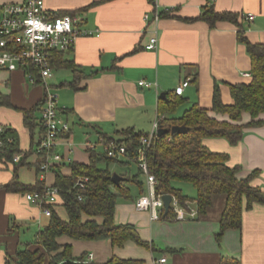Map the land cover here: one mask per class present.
<instances>
[{"label":"crops","instance_id":"obj_1","mask_svg":"<svg viewBox=\"0 0 264 264\" xmlns=\"http://www.w3.org/2000/svg\"><path fill=\"white\" fill-rule=\"evenodd\" d=\"M22 1L0 0V6ZM43 1L48 12L82 16L83 27L97 30L99 35L79 38L64 55L82 72L77 80L69 69L53 68L50 83L59 97V117L69 125L70 133L60 138L54 149L62 162L45 173L37 172L42 162L37 144L43 89L28 82L20 71L0 70V126L17 135L23 161L17 166L0 160V264L14 257L30 228L39 231L48 223V217L38 206L27 202L23 193L7 192L4 186L13 181L34 186L43 181L45 187H53L57 166H61L64 176H69V164H89L90 154L84 145L87 138L107 136L118 140L119 133L128 129L150 133L160 95H174L175 88L186 79L189 84L180 96L182 103L175 117L197 104L211 117L228 121V116L212 112L215 86L222 104L230 106V86L251 80V76H246L251 74V59L238 32L242 29L251 44H264V0H158L159 13H170L158 23L159 47L155 51L143 49L149 38L143 16L155 11L148 0H106L93 7L89 6L103 0ZM205 7H213L216 13L239 15L238 23L222 21L210 27L200 19ZM245 14H253L254 19L245 20ZM141 81L149 86H139ZM33 110L35 123L30 130L24 124L23 111ZM259 118L264 121V114ZM250 120L244 114L241 124ZM202 143L214 153L227 155L228 166L239 167L238 179L256 172L251 185L264 192V125L245 129L235 146L220 138L204 139ZM126 186L131 191L136 185ZM136 199L117 201L114 222L133 226L148 247L132 241L113 247L109 240L73 241L67 237L58 242L71 245L74 257L85 254L87 260L91 254V261L99 264L112 257L139 264H264V205L245 211L241 229L226 231L218 243L215 234L219 231L225 196L213 197L203 216L182 222L162 218L152 221L148 212L135 209ZM57 204L56 213L66 220L61 201Z\"/></svg>","mask_w":264,"mask_h":264},{"label":"trees","instance_id":"obj_2","mask_svg":"<svg viewBox=\"0 0 264 264\" xmlns=\"http://www.w3.org/2000/svg\"><path fill=\"white\" fill-rule=\"evenodd\" d=\"M104 1L106 0L96 2L89 7ZM148 2L154 7L153 0ZM169 13L170 11L160 13V17L163 18ZM56 14L74 16V13ZM238 17L239 15L231 13H216L213 7H205L200 19L208 23L210 27H214L217 22L222 21L238 23ZM238 33L239 41L245 45L251 59V80L247 84L230 86L232 105L222 104L217 85L212 100V112L228 116V121L211 117L208 110L197 104L191 106L180 117H175L176 110L182 101L180 97L167 94L165 99L158 100V130L167 132L172 126H184L188 132L173 135L166 133L156 137L145 152L148 171L156 180L155 192L175 197L180 206L186 210L193 205L197 211V218L206 213L212 205L213 197H226L219 231L215 234L218 243L226 231L241 229L242 214L245 211L251 210L254 205H264V192L251 185L257 173L252 172L248 177L238 179L239 167H229L227 155L214 153L202 143L204 139L220 138L225 139L231 146H235L242 140L245 129L264 125V121L259 118L264 114V44L249 43L242 29ZM68 52L55 53L51 66L54 69H69L77 80L82 72L73 61L64 57ZM41 106L42 103L39 104V109ZM35 111H23L24 124L30 130H32ZM244 114H248L251 119L247 124H241ZM38 126L41 129L40 121ZM3 128L4 132L0 134V139L3 141V146L0 148V160L20 166L23 164L22 158L18 163L13 162L14 155L21 154L18 137L13 130ZM119 134L121 138L115 140L126 148L127 158L123 161L109 158L101 151L89 152V164H69V176L61 173L60 165L54 169L53 187L58 189L57 202L61 201L60 206L64 209L66 220L61 219L56 213L55 208L59 206L57 202L44 205L42 208L51 211L47 225L35 234L33 243H20L14 257L8 258L5 264H99L87 261L85 254L74 257L71 245H61L58 242L61 237L88 242L109 240L113 247H122L127 241H132L138 246L148 247L133 226L118 225L114 222L118 199H131L126 183H134L139 187L140 196L144 192L137 176L130 177L128 173L122 175L125 182H121L119 186H115L111 181L112 173L108 166L112 163L122 166L134 164L132 159L139 147L140 138L144 135L131 129ZM7 138H11L12 142L7 143ZM104 138L114 139L107 136ZM41 157L43 162V156ZM101 164L105 166L102 167ZM40 165L38 173L41 172ZM139 173L141 174L140 170ZM177 182L191 184L196 191L195 197L189 198L182 194L180 189L174 186ZM79 183H82V187L78 185ZM3 189L7 192H21L25 197L26 194L42 193L45 185L43 181H37L34 186H23L13 181ZM173 215V211L170 210L165 217L162 215V219L172 220ZM102 264H139V262L112 257Z\"/></svg>","mask_w":264,"mask_h":264},{"label":"built area","instance_id":"obj_3","mask_svg":"<svg viewBox=\"0 0 264 264\" xmlns=\"http://www.w3.org/2000/svg\"><path fill=\"white\" fill-rule=\"evenodd\" d=\"M158 0H153L155 11L152 15L145 14L143 21L149 32L147 43L143 46L145 51H155L159 47L158 23L161 19L157 6ZM247 21L254 19L253 14L242 16ZM84 19L80 15H58L45 9L43 0H23L20 3L3 4L0 6V70L6 72L20 71L26 80L38 84L44 92L40 109L41 135L37 144V153L43 156L40 171L45 173L53 165L60 164L62 158L54 152L57 141L70 133V127L59 117L60 106L58 94L54 91L50 80L53 77L51 60L55 53H64L73 49L76 41L83 37L98 36L97 30L83 27ZM151 26V27H149ZM247 77L250 75H246ZM189 79L177 86L173 94L182 95L188 86ZM139 86H149L145 82ZM158 131L157 118L152 123L150 133L141 136L139 147L132 162L144 176L146 194L141 195L134 202L139 212H148L152 221H159L164 213L162 196L155 192L156 180L148 171L145 152ZM4 128L0 126V134ZM12 139L7 138V143ZM88 152L101 151L109 158L117 160L126 159V148L115 139L97 136L94 140L87 138L84 142ZM3 141L0 139V148ZM21 160L19 154L14 155L13 162ZM82 187V183L78 184ZM58 198V189L45 187L42 193L26 194L25 199L41 209L44 216L50 217L51 211L42 208L44 205L55 204ZM188 206V205H187ZM170 210L173 211V221H191L197 218V211L192 207L186 210L171 196ZM169 210V211H170ZM92 255L87 257L91 261ZM160 262H165L161 259Z\"/></svg>","mask_w":264,"mask_h":264},{"label":"rangeland","instance_id":"obj_4","mask_svg":"<svg viewBox=\"0 0 264 264\" xmlns=\"http://www.w3.org/2000/svg\"><path fill=\"white\" fill-rule=\"evenodd\" d=\"M56 73H57V71L54 72V74H56ZM153 120H154V118H153ZM84 140H85V138L83 137L82 142ZM92 140H94V139H92ZM101 166L104 167L105 165L101 164ZM108 169L111 173H115V174L121 175V176L125 172L128 173L130 177L137 176L138 181L143 185V190H144L143 194H146V185H145L144 176H142V174L139 173V170L135 164H131L130 166L125 167V166L119 165L117 163H112L108 166ZM174 186L176 188L180 189L182 194H184L188 197H195V195H196L195 189L189 183L177 182L174 184ZM130 196H131V199H129V200H134L135 198L140 197L139 187H137V186L132 187V189L130 191ZM118 200H125V199L119 198ZM37 232H38V228H36V227L30 228V230L28 231V235L24 238L23 241H25V243H26V241L27 242L32 241Z\"/></svg>","mask_w":264,"mask_h":264},{"label":"water","instance_id":"obj_5","mask_svg":"<svg viewBox=\"0 0 264 264\" xmlns=\"http://www.w3.org/2000/svg\"><path fill=\"white\" fill-rule=\"evenodd\" d=\"M161 99H165L166 95L165 94H161L160 95ZM188 132V129L184 126H172L170 128L169 131H162V130H158L156 133L157 137H160L163 134L169 133L171 135L173 134H186ZM111 181L115 186H119L121 182H125V178H123L120 175H117L115 173H112L111 175ZM162 200L164 202V213H163V217H165L168 213V211L170 210V203H171V196L170 195H164L162 196Z\"/></svg>","mask_w":264,"mask_h":264}]
</instances>
